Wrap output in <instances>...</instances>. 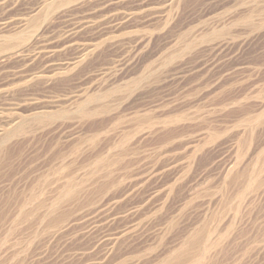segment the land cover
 I'll return each instance as SVG.
<instances>
[{
    "label": "rangeland",
    "instance_id": "374dc122",
    "mask_svg": "<svg viewBox=\"0 0 264 264\" xmlns=\"http://www.w3.org/2000/svg\"><path fill=\"white\" fill-rule=\"evenodd\" d=\"M0 264H264V0H0Z\"/></svg>",
    "mask_w": 264,
    "mask_h": 264
}]
</instances>
